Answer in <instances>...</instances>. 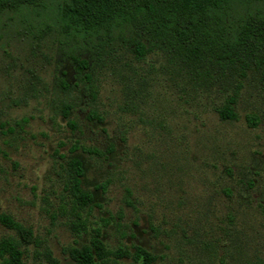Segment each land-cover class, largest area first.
<instances>
[{
    "label": "rangeland",
    "instance_id": "rangeland-1",
    "mask_svg": "<svg viewBox=\"0 0 264 264\" xmlns=\"http://www.w3.org/2000/svg\"><path fill=\"white\" fill-rule=\"evenodd\" d=\"M54 2L0 19V214L32 230L24 262L52 264L50 252L73 264L67 249L98 231L114 253L106 264H144L135 247L150 264H264L260 72L210 68L197 79L117 36L100 47L61 32ZM73 57L89 66L77 74ZM230 96L236 118L223 120ZM73 158L85 206L69 182Z\"/></svg>",
    "mask_w": 264,
    "mask_h": 264
},
{
    "label": "trees",
    "instance_id": "trees-1",
    "mask_svg": "<svg viewBox=\"0 0 264 264\" xmlns=\"http://www.w3.org/2000/svg\"><path fill=\"white\" fill-rule=\"evenodd\" d=\"M47 1L0 0V19L22 11L46 12ZM54 20L66 35L95 38L100 47L117 36L132 46L137 57L161 51L174 66L189 69L192 78L206 79L204 71L210 68H250L264 78V0H55ZM73 59L77 74L89 66L85 60ZM83 76L90 78L89 73ZM59 85L68 89L63 79ZM88 91L94 98L92 83ZM234 102L230 96L217 109L221 119L236 118ZM62 107L67 115L73 105L64 102ZM91 112L90 116L99 118ZM248 120L256 123L253 117ZM71 166L72 193L80 206L88 205L92 196L80 187L81 163L73 158ZM0 223L12 231L0 236V264H26L22 247L35 241L32 230L6 213L0 214ZM67 254L73 264H106L114 253L96 231L88 243L69 247ZM133 254L144 264L154 260L141 247H135ZM47 256L50 263L58 264L50 252Z\"/></svg>",
    "mask_w": 264,
    "mask_h": 264
}]
</instances>
